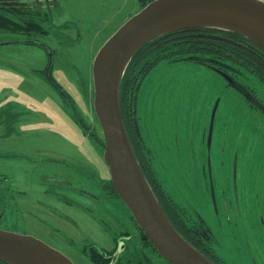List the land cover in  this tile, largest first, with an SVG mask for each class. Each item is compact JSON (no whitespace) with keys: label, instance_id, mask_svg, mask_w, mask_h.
I'll return each mask as SVG.
<instances>
[{"label":"rangeland","instance_id":"obj_1","mask_svg":"<svg viewBox=\"0 0 264 264\" xmlns=\"http://www.w3.org/2000/svg\"><path fill=\"white\" fill-rule=\"evenodd\" d=\"M13 2L37 7L49 32L0 33V228L36 236L76 264H95L90 244L122 248V264H170L108 185L93 103L94 60L140 0ZM24 39L41 44L16 42ZM228 70L162 60L139 91L138 128L162 188L210 229L220 264H264V83ZM19 188L26 208L52 194L56 215L40 205L17 211Z\"/></svg>","mask_w":264,"mask_h":264},{"label":"water","instance_id":"obj_2","mask_svg":"<svg viewBox=\"0 0 264 264\" xmlns=\"http://www.w3.org/2000/svg\"><path fill=\"white\" fill-rule=\"evenodd\" d=\"M190 28L236 32L264 49V0L149 2L99 50L93 64V103L105 139L104 160L112 183L157 251L171 264H217L189 242L168 217L138 160L121 110V84L135 54L156 37ZM191 59L211 61L198 56L186 58ZM219 103L220 98L211 115L209 146ZM121 250L113 254V263ZM0 264L76 263L36 236L0 228Z\"/></svg>","mask_w":264,"mask_h":264},{"label":"trees","instance_id":"obj_3","mask_svg":"<svg viewBox=\"0 0 264 264\" xmlns=\"http://www.w3.org/2000/svg\"><path fill=\"white\" fill-rule=\"evenodd\" d=\"M151 1L153 0H140V3L144 7ZM32 7L28 4H15L13 0H0V33L47 34L49 31L44 26L46 17L41 14L37 7L33 10ZM16 42L41 44L40 41L35 39H24ZM198 55L203 59H211V61L204 60V62L211 66L219 67V69L230 71L228 70L229 67L235 68L234 75L236 77L248 73L264 83V49L261 46L236 32L215 28H190L156 37L135 54L122 80L120 101L125 125L135 153L168 217L189 242L217 264H220L213 249L207 243L203 244L202 240L199 239L200 237L197 238L193 234L196 232L199 236L209 241L212 236L210 229L203 221L193 223L191 219L186 218L184 210L173 202L172 198L162 188L161 182L157 179L156 172L152 166L149 156L150 152L145 147L138 128L139 91L149 71L162 60H186L188 57ZM91 129L93 127L86 126L87 133ZM96 136L98 137V135ZM102 138H100L99 144L102 143L101 146L104 150L105 139ZM108 185L111 187L112 193L119 196L111 177ZM70 202L68 201V203ZM141 231L149 246L157 251L148 236L142 229ZM85 252L95 264L113 263L114 252L112 251L90 244L85 247ZM113 264L122 263L117 260Z\"/></svg>","mask_w":264,"mask_h":264},{"label":"flooded vegetation","instance_id":"obj_4","mask_svg":"<svg viewBox=\"0 0 264 264\" xmlns=\"http://www.w3.org/2000/svg\"><path fill=\"white\" fill-rule=\"evenodd\" d=\"M19 190H20V192H18L20 195H21V197H19V199H16L15 200V202H16V208H17V211H26V210H30V211H33L34 213L36 212V206L37 205H40L41 207H45L44 209H42L43 211H45L47 214H49V213H51L52 215H56L54 212H53V210H52V208H54V204H53V196H52V194L51 195H49V196H45L44 198V201H45V203H36V204H34V208L32 207V206H30V207H28V208H26V206L24 205V200H23V198H24V196H26V191L23 189H21V188H19ZM59 196H61L62 194L61 193H59L58 194ZM57 202H62V203H65L66 205L68 204V201H66V200H64V198H59V199H55ZM34 201V200H33ZM1 206V205H0ZM33 209H32V208ZM1 210V209H0ZM43 215V214H42ZM0 217H1V215H0ZM57 217H59V218H63L64 217V214H61V215H57ZM51 219V218H50ZM49 219V220H50ZM52 222L54 223L55 222V220H53L52 219ZM56 223V222H55ZM56 225V228H57V230H61L60 229V227L58 226V223H56L55 224ZM195 225V224H194ZM196 226V225H195ZM196 229V228H195ZM27 234V233H26ZM197 238L198 237H200L199 239H201L202 240V242H203V244H205V243H207L208 244V246L210 247V248H212L213 249V247L211 246V244H210V240L209 241H207L204 237H202V236H199L198 235V233H196V232H194L193 233ZM202 235H203V233H202ZM203 236H205V235H203ZM192 238H193V236H191ZM194 239V238H193ZM263 258L264 257H262L261 259H262V263L264 262L263 261ZM257 263H259L258 261H256V264Z\"/></svg>","mask_w":264,"mask_h":264}]
</instances>
